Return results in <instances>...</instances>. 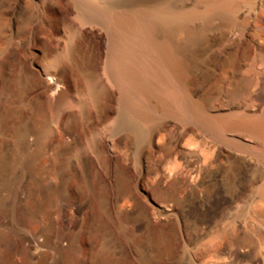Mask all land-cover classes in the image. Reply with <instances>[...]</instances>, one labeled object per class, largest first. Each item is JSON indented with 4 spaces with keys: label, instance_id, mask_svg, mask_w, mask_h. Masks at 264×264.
<instances>
[{
    "label": "rangeland",
    "instance_id": "obj_1",
    "mask_svg": "<svg viewBox=\"0 0 264 264\" xmlns=\"http://www.w3.org/2000/svg\"><path fill=\"white\" fill-rule=\"evenodd\" d=\"M216 1L0 0V264H264L262 144L203 120L264 113V0ZM180 11L190 116L159 105L147 143L119 125L109 27Z\"/></svg>",
    "mask_w": 264,
    "mask_h": 264
},
{
    "label": "bare ground",
    "instance_id": "obj_2",
    "mask_svg": "<svg viewBox=\"0 0 264 264\" xmlns=\"http://www.w3.org/2000/svg\"><path fill=\"white\" fill-rule=\"evenodd\" d=\"M231 2L232 0H221L217 2V7L224 9ZM194 14L193 11H180L163 18L149 16L136 20L116 18L109 27L111 36L110 71L114 81L121 86L125 93L122 104L123 116L119 125L131 128L137 133L140 140L147 143H152L153 132L145 130L141 126L140 119L149 116L159 105L169 112H176L182 119L190 116V106L183 101L182 84L187 69L185 49L177 35L183 27L179 22L194 16ZM166 21H176V24L167 28L163 25ZM137 36H141L140 39L137 38V40ZM95 95H97L96 91ZM141 96L149 101H144ZM151 98H157L158 103L152 102ZM203 120L207 130L216 139L220 138L227 141L228 131L236 132L237 136L234 143L240 149L248 147V144L242 140L243 135L256 137L262 144L260 156L264 157V113L261 115L245 113L237 119L232 118L223 121L208 117ZM119 168L121 167L116 170L117 184L114 199L116 206L127 198H130V201L136 197L133 192V184L128 181V178ZM243 202L241 194L233 195L228 200L231 208H236ZM246 207L248 206H243V208ZM243 208L241 210L244 211ZM159 211L167 216L172 214L170 211L161 208ZM132 214L134 213H127L125 216H120V219L122 221L128 218L132 219L130 217ZM133 217L138 219L135 215ZM149 218L147 217L146 221L148 225L152 221ZM258 218L259 222L264 224V216Z\"/></svg>",
    "mask_w": 264,
    "mask_h": 264
}]
</instances>
